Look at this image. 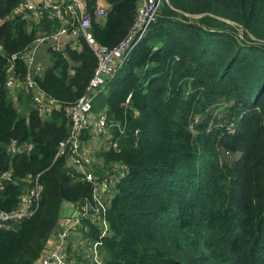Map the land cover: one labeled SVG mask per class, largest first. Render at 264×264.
I'll return each instance as SVG.
<instances>
[{
	"label": "trees",
	"instance_id": "trees-1",
	"mask_svg": "<svg viewBox=\"0 0 264 264\" xmlns=\"http://www.w3.org/2000/svg\"><path fill=\"white\" fill-rule=\"evenodd\" d=\"M21 1L0 0V213L18 208L33 179L40 198L30 216L0 225V264L35 263L58 230L60 203L82 210L93 200L94 184L69 155L55 156L71 130L65 107L85 94L97 59L82 36L59 51L41 44L49 62L39 57L32 77L60 105L42 117L25 62L12 55L61 22L40 2L35 12L18 9ZM98 1L86 0L89 32L112 49L133 29L141 0H104L101 17ZM101 111L117 148L100 145L94 180L118 176L108 232L90 225L104 264H264V0H159L94 99L92 113ZM13 140L22 152L9 150Z\"/></svg>",
	"mask_w": 264,
	"mask_h": 264
},
{
	"label": "built area",
	"instance_id": "built-area-1",
	"mask_svg": "<svg viewBox=\"0 0 264 264\" xmlns=\"http://www.w3.org/2000/svg\"><path fill=\"white\" fill-rule=\"evenodd\" d=\"M158 2L159 0H141L133 29L116 47L107 49L97 45L89 32L90 17L86 12V0H42L39 3L42 9L49 11L52 17L60 20L61 26L52 33L36 37L23 51L12 55V59L19 56L25 62L27 67L25 83L35 91L33 100L42 117H46L54 107H59L60 105L41 91L32 77V74H38L42 70L41 62L38 60L41 44L47 40H51L55 42L53 46L54 50L59 51L64 41H73L77 37L82 36L97 59L96 69L89 81L85 94L73 105L65 107L70 119L71 130L68 138L59 144L55 156L56 159L66 153L69 155V164L80 171L78 174L82 178L94 184L93 200L92 202L86 201L82 210L78 209L79 215L77 217L70 219L62 218L60 220L57 232L52 236L39 259L33 264H104L100 250L101 238L99 237L89 245L88 257L80 256V259L75 260L66 253L67 237L73 230L83 228L85 231L91 232L90 225L95 224L99 228L100 237L108 232L105 211L108 205V198L113 193V185L118 180V176L114 174L106 175L99 182H95L93 172L86 168L88 159L84 156L85 149L83 145L87 139L100 141L103 138V141H100V143H104V147L111 146L114 149L117 148L116 141L112 140L109 134L106 113L104 111L98 114L92 113V106L94 99L105 89L107 82L122 67L135 44L143 37L149 25L154 21ZM37 8L39 6L34 0H23L18 5V9L28 12H35ZM104 10L105 8L99 5L95 11V15L97 17L104 16ZM17 85L18 80L13 77H10L6 81V86L10 91H14ZM129 97L130 95L121 103L122 106H128ZM85 130H88L87 138H83ZM118 130L120 133H123V128L118 127ZM9 150L13 153L22 152L24 145H19L13 140L9 145ZM7 176L8 174L4 173L2 178ZM101 188L106 193L104 196L100 194ZM39 198L40 186L37 179H33L32 185L21 196L18 208L11 212L0 213V225H3V222L10 219L19 220L30 216L36 210Z\"/></svg>",
	"mask_w": 264,
	"mask_h": 264
},
{
	"label": "crops",
	"instance_id": "crops-1",
	"mask_svg": "<svg viewBox=\"0 0 264 264\" xmlns=\"http://www.w3.org/2000/svg\"><path fill=\"white\" fill-rule=\"evenodd\" d=\"M41 1L42 0H35V2H41ZM98 4L100 6L106 8V3H105L104 0H99ZM41 53H42V51L39 49L38 60H39V57L42 58L44 56V62L46 64L47 62H49L48 55L47 54L44 55L43 54L44 52L42 54ZM40 62H42V61H40ZM42 64H43V62H42ZM15 97H16V95L14 94V98ZM91 141H97V142L100 143V141L101 142L103 141V138H101L100 141L99 140H91ZM103 144L100 143L97 146L98 149L100 148V145L103 147ZM91 149H92V153L94 154V156L92 154V158H90L88 160V163H86V168L89 169V170H90V168L93 169V167L91 166V163L95 164V161L99 162L97 157H96V153H97L98 149H95L94 151H93L94 147H92ZM84 156H85V158H87V156L90 157L87 154V150L84 152ZM74 168L76 169L77 173L80 172V171H78V169L76 167H74ZM100 194L102 196H104L106 194L105 191L102 190V188L100 189ZM60 219H62V218H60ZM97 239H98V237L93 238L92 235L90 234V232L85 231V229H83V228L82 229H75L67 237L66 253L68 254V256H72L75 260L80 259V256L88 257V255H89V245H91ZM72 252L75 254V256H74V254Z\"/></svg>",
	"mask_w": 264,
	"mask_h": 264
},
{
	"label": "water",
	"instance_id": "water-1",
	"mask_svg": "<svg viewBox=\"0 0 264 264\" xmlns=\"http://www.w3.org/2000/svg\"><path fill=\"white\" fill-rule=\"evenodd\" d=\"M78 215H79V211L72 202L63 201L60 203V207L58 210L59 218L70 219L77 217Z\"/></svg>",
	"mask_w": 264,
	"mask_h": 264
},
{
	"label": "rangeland",
	"instance_id": "rangeland-1",
	"mask_svg": "<svg viewBox=\"0 0 264 264\" xmlns=\"http://www.w3.org/2000/svg\"><path fill=\"white\" fill-rule=\"evenodd\" d=\"M239 33H240V36H242L243 35V30L242 29H239ZM49 53V52H48ZM48 55V54H47ZM48 57H49V55H48ZM42 63V62H41ZM43 65V64H42ZM215 112V114L216 115H218L219 116V114L220 113H218V110H215L214 111ZM228 130H230V128L228 127ZM95 142V143H94ZM100 143L99 142H97V141H91L90 139L89 140H86L85 142H84V149H85V151L87 150V154L90 156V157H88L87 156V158H88V160L90 159V158H92V147H94V149H93V151L95 150V149H98V145H99ZM223 151L224 150H222V153H223ZM225 152V156L227 157H229V158H234V156L232 155V154H230L229 153V151L228 150H225L224 151ZM93 156H94V154H93ZM97 161H95V163H96ZM90 170L94 173V170L92 169V168H90Z\"/></svg>",
	"mask_w": 264,
	"mask_h": 264
}]
</instances>
